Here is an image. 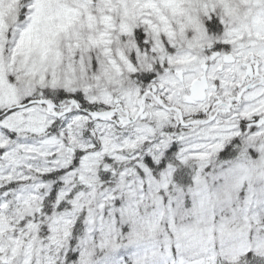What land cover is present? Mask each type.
Segmentation results:
<instances>
[{"label":"clouds","instance_id":"9594fccd","mask_svg":"<svg viewBox=\"0 0 264 264\" xmlns=\"http://www.w3.org/2000/svg\"><path fill=\"white\" fill-rule=\"evenodd\" d=\"M0 264H264V0H0Z\"/></svg>","mask_w":264,"mask_h":264}]
</instances>
